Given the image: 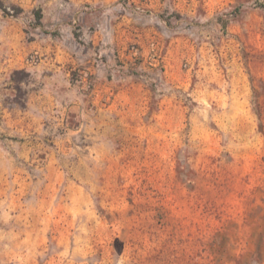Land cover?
Returning a JSON list of instances; mask_svg holds the SVG:
<instances>
[{
  "label": "rangeland",
  "instance_id": "374dc122",
  "mask_svg": "<svg viewBox=\"0 0 264 264\" xmlns=\"http://www.w3.org/2000/svg\"><path fill=\"white\" fill-rule=\"evenodd\" d=\"M0 264H264V0H0Z\"/></svg>",
  "mask_w": 264,
  "mask_h": 264
},
{
  "label": "crops",
  "instance_id": "0c3cea01",
  "mask_svg": "<svg viewBox=\"0 0 264 264\" xmlns=\"http://www.w3.org/2000/svg\"><path fill=\"white\" fill-rule=\"evenodd\" d=\"M93 36H94V38L95 39H97V37H98V34L95 32L94 34H93ZM135 86V85H134ZM135 87H139V85H136ZM96 88V90L98 91L97 93H96V95H97V97H96V99H97V101L98 102H100V101H102V99H104V100H106L107 98H110V85L108 84V83H105L104 84V86H101L100 84H98V87L96 86L95 87ZM121 91H119L118 92V94L120 93ZM118 94L116 95V97L118 96ZM49 96H51V94L49 93ZM52 97V96H51ZM109 102V101H108ZM50 103H52V102H50ZM106 104V103H105ZM110 104V103H109ZM113 104V103H112ZM111 104V105H112ZM111 105H110V107H111ZM105 129L106 128H104V130L103 131H105ZM94 132H96V131H94ZM96 133H99V134H101V133H104V132H100V128H99V132H96Z\"/></svg>",
  "mask_w": 264,
  "mask_h": 264
}]
</instances>
